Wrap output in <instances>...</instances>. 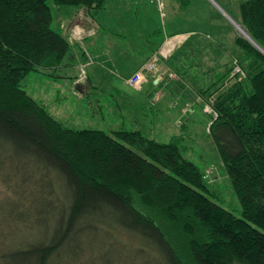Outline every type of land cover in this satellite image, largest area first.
I'll list each match as a JSON object with an SVG mask.
<instances>
[{"label":"trees","instance_id":"trees-1","mask_svg":"<svg viewBox=\"0 0 264 264\" xmlns=\"http://www.w3.org/2000/svg\"><path fill=\"white\" fill-rule=\"evenodd\" d=\"M47 1L0 0V178L21 173L15 193L42 207L40 220L18 212L32 241L4 250L0 264H264V55L236 35L244 76L223 83L229 68L198 90L218 84L208 132L239 217L214 201L178 135L158 142L139 130L70 129L22 88L35 72L72 78L57 74L75 56L51 28L49 2L90 18L106 3ZM239 5V23L264 50V0Z\"/></svg>","mask_w":264,"mask_h":264},{"label":"rangeland","instance_id":"rangeland-1","mask_svg":"<svg viewBox=\"0 0 264 264\" xmlns=\"http://www.w3.org/2000/svg\"><path fill=\"white\" fill-rule=\"evenodd\" d=\"M185 1L187 2V8L178 10L179 12L174 15L170 10L172 9V0H106L104 8L92 16L97 28L93 22H91V25H86V21L90 17L82 9L78 8L79 10L77 9L74 13V7H53L49 0L47 2L52 8L51 28L55 32L67 35L68 42L71 45H77L75 47L81 51L84 44L89 52H91V47L97 49L96 52L102 54L104 60H109L108 62L105 61V64L114 68L119 75H122L123 70L125 71L127 66H131L134 59L144 56L142 53L143 44L149 47H156L157 43H160L166 35L194 31V33L202 34L203 36L205 34L208 37L218 36V39L227 43H231L236 35L244 38L234 24L236 23L242 27L239 23L238 10L239 4L244 0ZM59 10L70 12L69 22L61 21L64 19V14L61 11L59 12ZM77 25L81 27L79 28L81 30L79 35L77 33ZM95 30L97 34L89 38L95 34ZM231 44V47L235 49V56L230 58L229 68L232 69L234 64H236L241 69L239 63L241 53L239 49L235 48L233 41ZM172 51L174 52L172 48L161 50V52L165 53L166 59L173 53ZM184 53V58L188 60V55L186 54H191V51ZM162 57L163 55L160 54L159 61L164 58ZM195 58L196 56L193 55L192 62L194 66L190 68L189 72L198 75L199 73L195 71ZM168 61L170 63V60ZM88 63H90V60ZM143 63L142 66L144 65ZM76 67L77 74L73 87L79 88L81 86L83 88L86 79L84 63H80ZM68 68L72 70V67ZM68 68L60 69L57 74L60 76L67 74L70 71ZM102 72L104 75L101 83L104 88L103 94L101 92L99 94L93 92L88 97L82 95L80 97L70 89V78H58V80H55L51 76H45L39 72L27 75L22 82V88L36 102L43 104L45 109L55 119L70 129H98L112 133L122 127L125 130L130 129L128 126L130 118L139 116L143 123L148 125L151 118L155 117L156 120H159L160 116L159 125H156L153 132L146 133L147 136L151 135L159 142H168L169 136L172 134L181 137L186 147L185 158L195 163L200 170H203L204 179H207L215 189L214 194L218 198H214V201L240 217V204H238L236 194L227 179L218 151L215 149L208 132V125L213 117L212 105L208 102V98L211 96L214 98L216 95V89L214 88L218 84H215L214 87L202 94L197 92L198 90L195 91L193 88H188L186 85L183 90L185 100H182L183 103H178L179 106L180 104L182 105L180 116L174 122L177 116L175 114L179 107L176 110L170 108L167 112L168 114H165V109L163 108L158 110L157 108L149 107L147 101L148 103L150 101L144 97L147 87L153 80L158 79L159 81L163 79L162 81L167 82L172 80L177 82L179 80V76L174 73L171 67L161 72L163 75L161 78L158 76L160 74L156 72L146 74V81L140 85L142 87L141 90L131 87L115 74L110 75L103 70ZM126 73L125 71L124 74L126 75ZM234 75L238 79L242 72ZM234 75L229 74L226 76L223 83L232 80L231 78ZM76 81L79 83L76 84ZM204 82L205 80H198L192 85H196L199 89L208 88L210 85L207 86V84L209 83L206 82L207 84H205ZM210 82L212 83L213 79ZM94 97H96L97 101ZM179 100L180 98L176 97L173 105ZM192 109L194 112L191 114ZM163 115L165 117H162ZM182 124L183 127L180 129ZM17 177L16 175H11V181L0 178V253L10 247L27 245L32 241V236H28L26 233V223L28 222L18 218V212L30 210V220L41 219L40 215L36 216L35 210L42 207L39 205L35 208L32 207L29 202L21 197L19 192L18 194L15 193L14 187L18 183ZM30 186L25 188V190L28 191ZM38 224L33 222L32 227L37 228L36 225Z\"/></svg>","mask_w":264,"mask_h":264},{"label":"crops","instance_id":"crops-1","mask_svg":"<svg viewBox=\"0 0 264 264\" xmlns=\"http://www.w3.org/2000/svg\"><path fill=\"white\" fill-rule=\"evenodd\" d=\"M177 2L179 3L177 4ZM172 3H173L171 5L172 9L170 10H171V13H174V15H176V13L179 12L178 10L182 8H187L186 7L187 2L185 0H172ZM76 10L74 9L73 12L75 13ZM60 11L61 13L64 14L63 15L64 19H62L61 21L65 23L69 22L70 17H71V15L69 14L70 12L67 10H59V12ZM87 20L88 21H86V25L87 26L91 25V22H93L92 18L87 19ZM93 24L97 28L94 22ZM94 33L95 34L89 38H92L97 34L96 30ZM218 38H219L218 36L208 37L206 34L205 36H203L202 34L194 33V31H188V32H177L175 34L166 35L165 38L160 43L159 42L157 43L158 45L156 47H149L143 44L142 53L144 56L141 58L138 57L137 59H134V61L131 63V66L126 67V70H125L127 72L126 75L124 74L125 71L123 70L124 76H122L123 74L119 75L118 72L116 73L114 68L107 66L105 64V61L108 62L109 60L108 59L104 60V58H102L103 55L96 52L97 49L91 47V52H89L85 48V44H84L82 46L83 50L81 51L84 53V55L81 56L80 50L75 47L77 45H72L73 50H74L75 60L73 64L69 66V67H72V70L68 68L70 69V71L65 75L68 77H72L69 80L70 89L72 90L74 94H77L78 96L81 97L82 94H81L80 89H78V87L74 88L73 82L76 79L75 76L77 74L76 66L79 65L80 63H84L85 75H86L85 78H87V81L89 82V88H91L89 90V93L91 94L94 92L96 94H99L101 92V94H103L104 88L103 86H101L102 85L101 83H102L104 75H103L102 70L106 71L110 75L115 74L117 77L122 78L125 82V79L130 77V75H132L135 72V70L138 67H140L143 62H145L147 58L151 57L154 53H156L158 49L172 48L174 52L172 51L173 53L167 59L165 60L162 59L158 62L159 65H158L156 73L161 74V72L165 71V69H169V67H171L174 73L179 76V80L177 82H174L173 80L168 81V82L162 81L163 79L159 81L153 80L149 84V87H147L144 97H146V99L150 101L149 103L147 101V104L149 105V107L157 108L158 110L163 108L165 109L164 111L165 114L168 112L170 108H172L173 110H176L179 107L177 113L175 114L177 115L174 120L175 122L177 118L180 116V112H181L180 110L182 108L181 107L182 105L180 104L179 106L178 103L179 102L183 103L182 100H185V96L183 95V90L186 87V85L188 86V88L195 89V91L202 90V89L197 88L196 85H192V84L195 81L198 82V80H203V81L205 80L204 83L205 84L209 83L207 84V86L209 85L211 86L214 80L218 79L219 76L223 73V71L229 69V64L231 61L230 58L235 56V49L231 47L232 41L234 45L235 38L233 37L234 39L231 41V43L224 42L223 40H220ZM189 50L191 51V54L190 53L186 54L188 55V60H187L184 58V54H185L184 52H187ZM193 55L196 56L195 71L199 73L198 75H194V74H191V72H189L190 68L194 66L192 62ZM89 60H90V63L87 64ZM168 60H170V63ZM212 79H213V82L211 83L210 80ZM73 88L75 89V91ZM176 97L177 98L179 97L180 100L177 101L175 105H173L174 99ZM94 99L97 101L96 97H94ZM193 112L194 110L192 109V112L190 113L192 114ZM162 117H165V115H163ZM155 120H156L155 117L151 118L149 120L148 125H146L143 123L141 117L137 116V118H130V122L128 123V126L130 127V130H139L147 138H152L158 141L157 139H155V137L151 135L147 136L146 134V133L149 134V132L154 131L156 125H159L161 121V117L159 116V120H156V121ZM183 124L180 126V129L181 127H183ZM121 129H123V127ZM172 136H174V134L169 136V141Z\"/></svg>","mask_w":264,"mask_h":264},{"label":"built area","instance_id":"built-area-1","mask_svg":"<svg viewBox=\"0 0 264 264\" xmlns=\"http://www.w3.org/2000/svg\"><path fill=\"white\" fill-rule=\"evenodd\" d=\"M78 29H77V33L79 35V32L81 31L79 28H81L79 25H77ZM162 49H158L156 51V53H154L147 61H145V63H143L144 65L141 67H139L138 69L135 70V72L130 75V77H128L125 82L127 84H129L131 87L134 88H141V84L146 81V74L149 73H153L157 71V66H158V61H159V56L160 54L163 55V59L165 60V53L161 52ZM232 71V75L236 74V73H240L242 72V75L238 76V79H241L244 76L243 71L238 68V65L234 64V67L231 69ZM81 72L83 73V71L81 70ZM160 78L163 77L162 74L158 75ZM158 78V77H157ZM158 80V79H156ZM79 82L76 81V84H78Z\"/></svg>","mask_w":264,"mask_h":264},{"label":"water","instance_id":"water-1","mask_svg":"<svg viewBox=\"0 0 264 264\" xmlns=\"http://www.w3.org/2000/svg\"><path fill=\"white\" fill-rule=\"evenodd\" d=\"M235 26L239 27V30L241 28V34L244 38H246L252 45L253 47L257 48L263 55H264V50L262 48H260L252 39L251 37L248 36V34L246 33V30L242 27H240L239 25H237L236 23H234Z\"/></svg>","mask_w":264,"mask_h":264},{"label":"bare ground","instance_id":"bare-ground-1","mask_svg":"<svg viewBox=\"0 0 264 264\" xmlns=\"http://www.w3.org/2000/svg\"><path fill=\"white\" fill-rule=\"evenodd\" d=\"M237 27V26H236ZM237 29L239 30V27H237ZM240 32H241V28H240V30H239Z\"/></svg>","mask_w":264,"mask_h":264}]
</instances>
